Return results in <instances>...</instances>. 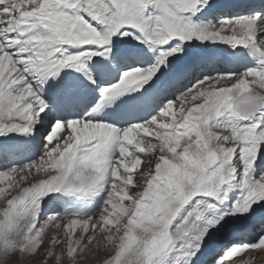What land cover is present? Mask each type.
<instances>
[{"label":"snow or ice","instance_id":"snow-or-ice-1","mask_svg":"<svg viewBox=\"0 0 264 264\" xmlns=\"http://www.w3.org/2000/svg\"><path fill=\"white\" fill-rule=\"evenodd\" d=\"M0 204V264L264 257V0H0Z\"/></svg>","mask_w":264,"mask_h":264},{"label":"bare ground","instance_id":"bare-ground-1","mask_svg":"<svg viewBox=\"0 0 264 264\" xmlns=\"http://www.w3.org/2000/svg\"><path fill=\"white\" fill-rule=\"evenodd\" d=\"M222 2H225V3H239L241 2V0H222ZM0 207H3L2 204H0ZM55 234V229H52L51 231L48 232V237L49 239ZM244 239H251L252 237L250 236H246V237H243ZM46 244H47V241H46ZM249 256L252 255V253H249L248 254ZM262 262H264V257H259V258H254L253 259V264H262ZM88 264H99V261L97 260H90L88 262Z\"/></svg>","mask_w":264,"mask_h":264}]
</instances>
